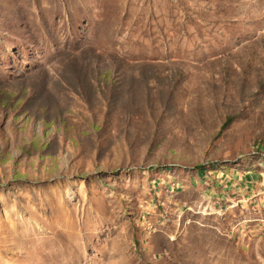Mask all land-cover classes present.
<instances>
[{
	"label": "rangeland",
	"instance_id": "rangeland-1",
	"mask_svg": "<svg viewBox=\"0 0 264 264\" xmlns=\"http://www.w3.org/2000/svg\"><path fill=\"white\" fill-rule=\"evenodd\" d=\"M261 171L264 0H0V264H264Z\"/></svg>",
	"mask_w": 264,
	"mask_h": 264
},
{
	"label": "crops",
	"instance_id": "crops-1",
	"mask_svg": "<svg viewBox=\"0 0 264 264\" xmlns=\"http://www.w3.org/2000/svg\"><path fill=\"white\" fill-rule=\"evenodd\" d=\"M257 178H258L259 180H260V179H263V178H264V172L261 171V174L259 173V177H257ZM260 184H262V185H260L261 187H262V186L264 187V180H263V181L261 180V181H260Z\"/></svg>",
	"mask_w": 264,
	"mask_h": 264
},
{
	"label": "trees",
	"instance_id": "trees-1",
	"mask_svg": "<svg viewBox=\"0 0 264 264\" xmlns=\"http://www.w3.org/2000/svg\"><path fill=\"white\" fill-rule=\"evenodd\" d=\"M229 122H230V118H227L223 123L222 128H225L229 124Z\"/></svg>",
	"mask_w": 264,
	"mask_h": 264
},
{
	"label": "bare ground",
	"instance_id": "bare-ground-1",
	"mask_svg": "<svg viewBox=\"0 0 264 264\" xmlns=\"http://www.w3.org/2000/svg\"><path fill=\"white\" fill-rule=\"evenodd\" d=\"M78 256V255H77ZM72 258V257H71ZM77 259H79V258H77Z\"/></svg>",
	"mask_w": 264,
	"mask_h": 264
}]
</instances>
